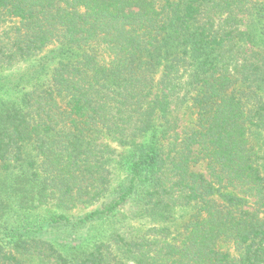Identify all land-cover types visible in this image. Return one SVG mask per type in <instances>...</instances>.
<instances>
[{
  "label": "trees",
  "instance_id": "trees-1",
  "mask_svg": "<svg viewBox=\"0 0 264 264\" xmlns=\"http://www.w3.org/2000/svg\"><path fill=\"white\" fill-rule=\"evenodd\" d=\"M50 46L0 76V264H264V0H0V71Z\"/></svg>",
  "mask_w": 264,
  "mask_h": 264
},
{
  "label": "rangeland",
  "instance_id": "rangeland-1",
  "mask_svg": "<svg viewBox=\"0 0 264 264\" xmlns=\"http://www.w3.org/2000/svg\"><path fill=\"white\" fill-rule=\"evenodd\" d=\"M59 53L57 52V49L55 46H50L49 48L45 49L40 55L37 57H34L32 59H29L25 62H21L18 64H14L12 67H5V70L0 71V76H3V81L2 83L5 85L7 88H11L14 83H16L21 77H26V75H31L32 72H37V70H40L41 68L44 69V73H49L52 68L56 65L58 62V56ZM35 74V73H34ZM29 75V76H30ZM43 76V75H42ZM26 79V78H25ZM27 80V79H26ZM189 116H185L182 120L185 122L189 120ZM193 117H191V120ZM207 162L204 159H200L197 164L194 166L192 169L196 173H202V174H207ZM14 176V174H13ZM1 181L3 183V187L5 189L4 191H0V237H4L2 233L5 235L7 232L10 231V228L14 227L17 225L21 219L20 217V211L19 208L16 206L15 203H13L12 200H10L6 194V191L9 190V186H11V175H8L7 172H3L2 175L0 176ZM52 209L53 208H48V207H41V209H34L32 213H37L41 214V217H48L47 213L45 210ZM94 208L93 207H85V206H77L72 210H69L67 212H64L68 217L72 219H78L80 217H83L85 214L89 213L92 211ZM48 211V212H49ZM58 211H62L61 209ZM180 212H177L174 215L179 216L180 214L183 215V213L187 211L179 210ZM62 213V212H61ZM33 221V218L29 220V222ZM41 224H27L26 227H23V230H26L27 228L30 229L28 232L31 236L33 237H38L41 236V232H46L48 235L53 237V239L56 240V238H60L58 241H61V243H65L68 239L63 241V238L70 236L71 233L69 231H65L63 229H54L50 227H44V224L46 222H40ZM147 228V225H143L142 230H145ZM41 229V230H40ZM45 229V230H42ZM107 230V226L103 225L101 222H95L91 225H88L84 227L82 231V235H88V236H94L98 233H102ZM68 232V234H67ZM46 236V235H45ZM57 241V240H56ZM30 264H37V261L34 260L30 262Z\"/></svg>",
  "mask_w": 264,
  "mask_h": 264
}]
</instances>
